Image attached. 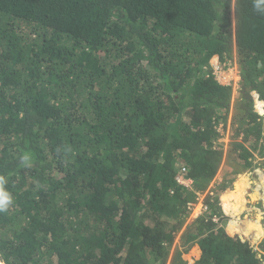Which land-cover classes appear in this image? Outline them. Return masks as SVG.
<instances>
[{"label": "trees", "instance_id": "16d2710c", "mask_svg": "<svg viewBox=\"0 0 264 264\" xmlns=\"http://www.w3.org/2000/svg\"><path fill=\"white\" fill-rule=\"evenodd\" d=\"M234 53L232 146L248 170L264 157L254 0H0L3 264H166L196 198L186 182L204 190L222 164L232 90L210 67ZM218 202L180 236L194 264H263ZM181 253L169 264H191Z\"/></svg>", "mask_w": 264, "mask_h": 264}, {"label": "rangeland", "instance_id": "374dc122", "mask_svg": "<svg viewBox=\"0 0 264 264\" xmlns=\"http://www.w3.org/2000/svg\"><path fill=\"white\" fill-rule=\"evenodd\" d=\"M236 53L233 54V57L231 59L229 58L223 62H218L212 65H217L220 67V70L218 71L219 73L217 74V79L219 82H221L220 84L226 87H231L232 90L231 106L229 109L230 113L227 119L225 120L226 124L221 122L217 126H215L218 134L214 143L221 144V149L223 151L222 164L219 170L216 172L213 180L207 183V186L204 190H196L192 183H189V181L186 182L185 187L189 190H192L196 198L195 201L187 204V214H185V216L183 217V226L181 227L180 231L175 234V239L173 243L171 244V246L168 247L169 255L166 264L170 263L171 258L176 250L182 252L181 258L185 262L193 263L199 259L200 251L197 249V247L195 245H183L180 236L182 235V232L186 228V226L194 222L206 211L202 210L203 208L201 209L199 207L200 202L201 205H205L207 201L212 202V198L215 199L217 197L220 201V203H218L222 208L224 207V198L225 203L228 204L229 207H232L234 210H236L234 212L231 210L232 224L234 223L235 225H238L241 223L243 229L245 230H252L254 232H257V234L258 231L261 232V229H259V227L264 222L261 220L264 215V202L262 200V194L264 191H260L257 189L259 191L257 194L256 191H253L254 186L250 184L249 181H256V178L259 177L261 178V180L259 181V185L260 187L264 188V157L258 156V158H260L258 159L254 156V158L252 159V164L255 167L253 168L251 166L248 170L243 169V161L240 160L237 156L239 151L235 152L232 146L234 139V129L236 127L235 124L233 125L234 105L238 100V85L240 81V69ZM237 77L239 81L235 82L234 84L233 80ZM234 140L235 142H240L241 136L239 138H235ZM244 146L248 147V144L244 143ZM256 164H258L259 166L256 167ZM261 174L262 176H260ZM220 184L222 185L219 187ZM209 188H211L214 195L207 194ZM243 196H245L244 200L242 199ZM254 197L256 198V200ZM192 212H200L201 215H198V217L194 219L195 217ZM245 214H248V220L246 222L247 224L242 223V221H245ZM218 219L219 217H212V221L214 222H217ZM221 225H223V223H221L220 226ZM256 247L259 248V250H264V235L262 241L258 246L256 245Z\"/></svg>", "mask_w": 264, "mask_h": 264}, {"label": "crops", "instance_id": "0c3cea01", "mask_svg": "<svg viewBox=\"0 0 264 264\" xmlns=\"http://www.w3.org/2000/svg\"><path fill=\"white\" fill-rule=\"evenodd\" d=\"M255 158H258V156L256 155L255 156ZM258 159H260V158H258ZM264 159V158H263ZM253 168L255 167V166H253V164L251 165ZM257 166H259L258 164H256V167ZM252 168V169H253ZM260 176H262V174L260 175ZM256 178V177H255ZM259 177H257L256 179V181H249L250 182V184H252L253 186H254V190L253 191H256V193L258 194V190H260V191H264V188L263 187H260V185H259V181L261 180V178H259ZM222 184H220L219 185V187L221 186ZM258 189V190H257ZM263 197H264V192H263V194H262V200H263V202H264V199H263ZM255 198V197H254ZM242 199L244 200L245 199V196H243L242 197ZM255 200H256V198H255ZM232 212V211H231ZM228 214V216H230L231 217V213L229 214V213H227ZM248 216V214H245V221H242V223L243 224H247L246 222H247V217ZM234 217H236V216H234ZM233 217V218H234ZM261 218V217H260ZM240 219V218H239ZM239 219H236V220H239ZM262 221H264V215H263V217H262V219H261ZM261 221V222H262ZM237 226H239V228H240V230L238 231V234L239 235H242L244 238H246V240L251 244V246H254V248L258 251V253L259 254H262V255H264V250H259V248H257L256 247V245L258 246L259 244H260V242L262 241V238H263V235H264V222L261 224V226L259 227V229H261V232L260 231H258V234H257V232H254V231H252V230H245V229H243V226L241 225V223L240 224H238ZM253 240V241H252ZM196 247H197V249L199 250V248H198V246L197 245H195ZM200 251V250H199ZM198 251V252H199ZM189 263V262H188ZM195 262H193V264H194ZM192 264V263H191Z\"/></svg>", "mask_w": 264, "mask_h": 264}, {"label": "clouds", "instance_id": "9594fccd", "mask_svg": "<svg viewBox=\"0 0 264 264\" xmlns=\"http://www.w3.org/2000/svg\"><path fill=\"white\" fill-rule=\"evenodd\" d=\"M254 8L257 11L264 12V0H254ZM214 65V64H212ZM210 70L212 72V66L210 67ZM213 76V75H212ZM240 77V76H239ZM215 79V78H214ZM240 80V79H239ZM217 82V80L215 79ZM219 84V82H217ZM221 85V84H220ZM223 86V85H222ZM24 160H27L28 157L25 156L23 158ZM6 184V180L4 177H0V213L8 211L9 207L12 205L13 200L11 194L5 190L4 185ZM0 262L3 264V262L0 260Z\"/></svg>", "mask_w": 264, "mask_h": 264}, {"label": "built area", "instance_id": "2783aa9c", "mask_svg": "<svg viewBox=\"0 0 264 264\" xmlns=\"http://www.w3.org/2000/svg\"><path fill=\"white\" fill-rule=\"evenodd\" d=\"M220 70V67L219 66H212V75L214 76V78L217 80V82H219L218 81V79H217V74L219 73L218 71ZM234 81V84H235V82H237V81H239L238 80V77L236 78V79H234L233 80ZM221 82H219V84H220ZM182 177H183V174H181V175H179L178 177H177V180H178V183H182L181 182V180H182ZM210 186H212V185H210ZM212 187H214V186H212ZM217 187V186H216ZM207 194H209V195H214L213 194V191L211 190V188H209L208 189V191H207ZM203 206V207H202ZM199 207L202 209V210H206L207 211V207H206V205H201V202L199 203ZM192 214L194 215V219H196V217H198V215H201L202 214V211H201V214H200V212L199 213H193L192 212Z\"/></svg>", "mask_w": 264, "mask_h": 264}]
</instances>
